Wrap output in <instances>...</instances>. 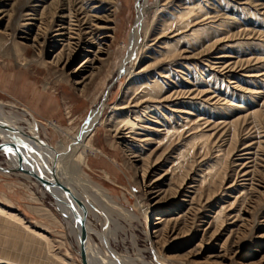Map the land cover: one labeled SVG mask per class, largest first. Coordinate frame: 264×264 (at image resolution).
I'll list each match as a JSON object with an SVG mask.
<instances>
[{"label":"rangeland","instance_id":"obj_1","mask_svg":"<svg viewBox=\"0 0 264 264\" xmlns=\"http://www.w3.org/2000/svg\"><path fill=\"white\" fill-rule=\"evenodd\" d=\"M82 1L83 4L80 0H0V102L8 110L27 109L40 125V137L53 147L70 142L90 112L101 109L102 123L90 138L100 154L88 152L78 162V171L71 172L66 170L65 158L63 172L73 184L77 176L100 186L107 195V199H99L85 184V191L75 184L89 193L85 196L77 189L83 220L101 230L103 218L107 217L111 245L119 255L140 257L152 264H264V83L260 82L264 78V48L249 45L252 41L258 46L264 44V20L259 23L260 18L264 19V0H227L230 3L225 9L220 1L215 0V4L209 0L210 7L218 12L217 22L229 19L232 24L227 36L218 30L214 38L198 44L181 40L189 30L177 25L156 38L162 27L161 14L171 16L168 8L174 0H148L140 31L141 39L149 30L146 44L132 61L127 60L128 44L137 6L143 0ZM240 9L258 15V19L245 21ZM71 14L77 18L85 16L88 21L80 33L64 30L61 40L56 29L67 26ZM91 15L101 17L96 20L97 28L91 26L92 35L86 33ZM173 22L171 18L168 25ZM238 23L240 28H236ZM244 27L246 32L254 30L252 38L240 36ZM259 32L263 36L259 37ZM104 34L109 36L100 38ZM166 39L175 52L173 58L149 67L150 60H144H153L155 52L166 50L162 44ZM239 42L247 44L237 50L234 46ZM85 56L92 59L90 70L89 63H82ZM222 62L227 67L221 68ZM169 66L181 85L176 80L173 84L166 81L168 86L162 84L166 79L163 75L151 78V69ZM255 66L259 71H255ZM121 67L127 69L126 73L121 72ZM194 67L200 78L197 85ZM91 70L88 79L85 76ZM206 70L217 78L230 74L221 82L230 88L224 104L228 110L213 112L212 116L205 114L206 107L217 106L213 102L219 98H213L217 94L215 82H207ZM129 78L140 100L155 96L163 87L154 99L164 106L183 100L196 105L202 102L200 121H208L201 126L204 130L224 122L213 130V141L219 135L220 140L209 144L208 153L202 149L204 155L195 157L194 168L182 184L176 166L179 161L190 164L185 156H190L191 149L183 151L185 144L164 138L163 132L159 138L145 134L137 137V143L144 140L137 156L130 146L131 137L120 138L105 126L104 119L120 102ZM216 84L219 89L220 81ZM168 89L185 94L164 103L159 95H167ZM192 89L197 91L192 93ZM188 90H192L191 94ZM207 97L213 99L209 101ZM174 109L181 117L198 115L188 105ZM153 116L150 118L154 120ZM143 126L153 128L147 123ZM24 130L30 134L26 125ZM216 145H221V152L225 153L219 178L216 184L207 181L203 189L193 193L201 175L198 169L205 170L207 163L214 161ZM247 147L250 149L245 150ZM14 160L11 154L0 151L2 167ZM85 204L90 208L100 205V209H95L99 214L94 216ZM73 238L54 196L33 176L27 177L23 171L0 170V264H83Z\"/></svg>","mask_w":264,"mask_h":264},{"label":"bare ground","instance_id":"obj_2","mask_svg":"<svg viewBox=\"0 0 264 264\" xmlns=\"http://www.w3.org/2000/svg\"><path fill=\"white\" fill-rule=\"evenodd\" d=\"M80 1H81L80 4H83V1L82 0ZM169 1L172 2L173 0H169ZM211 1H213L216 4L215 0H211ZM218 1H220V5L224 9L227 8L230 3L227 0H218ZM147 4H148V0H143V2L140 1L137 6V15L135 19V24L133 30L131 31L130 42L128 44L127 60L129 61H132L133 56L137 58L138 55L136 56V54H140V51L146 44V36L149 30L146 31V33L141 39H140V31L143 27L142 19H143V14L147 8ZM210 5L211 3L209 2V0H179L178 2L174 0V2L168 8V13L171 12V16H168L169 19H166L168 17H165L166 12H164V14L163 13L161 14L162 27L160 28V31L157 33L156 36L158 37L156 38L165 36L167 34V31L171 32L170 28L174 30L175 29L174 27L176 25L180 27L188 28L189 30L188 33H185L181 37V40H185V41L190 40L195 44L200 43L203 39L207 40L209 38V40H211L216 36L215 33L218 30L223 31V34L227 36L229 33V27L232 24V22H230L229 19H225L217 22L219 18L218 17L217 19L215 18L218 15V12L214 10L215 8H211ZM78 8H80V5ZM93 8L96 9V7ZM239 14L243 16V19H245V21H249L248 19L250 18H256L254 20L258 19V15L249 13V11L247 10L244 11L243 9H240ZM87 17L89 16L87 15ZM91 17H93V19L90 21L91 22L89 25L90 27L89 29H86L88 30L86 31V33L90 35L93 34L92 33L94 30L93 28H97V23H99L96 20L99 19L101 20V17H97L95 15H91ZM171 18H174V22L168 25V23L171 22ZM261 20L263 21L264 19L260 18V21ZM87 21L88 20L85 16L83 18H77L75 14H71L67 26L60 25L56 29L57 36L60 37L61 40L64 39L63 38L64 36L63 34H65L64 30L66 31L79 30L78 32L80 33L81 26L84 23L86 24ZM262 21L259 23L263 24ZM257 23L258 22L255 21V24ZM74 25L77 26L76 29L74 28ZM91 26H93V28ZM197 26L199 27L196 28ZM240 27L241 26L239 23L236 24V28H240ZM245 28L247 27H244L242 29L240 36L243 35L242 36L243 38L245 36H247L246 38H252L253 37L252 33L254 32V30L253 32L252 31L246 32L247 29ZM108 36L109 35L104 34L100 36V38H105ZM258 36L259 37L263 36L262 32H259ZM68 39L69 37H67L66 40L68 41ZM162 42H163L162 44L167 49L164 50L162 53L155 52L154 53L155 57H153V55L151 56L154 58L153 60H151V58H146L144 62L150 60L148 64L149 67H152V65L154 64L157 65V63H159L160 61L166 62L168 57L171 58L172 56H174L175 52L172 51V49H170L169 46H171V44L169 43L168 39ZM253 42L254 41L250 42L249 45L252 47H257V49L264 48V44L258 46ZM96 44L98 48H99V44L101 45L100 42ZM245 44L247 43H241V42L235 43L234 47L237 50L242 49L243 45ZM156 57L158 59H155ZM91 60L92 59H88L87 56H85L82 62L83 65L84 63H89V70L92 69ZM83 65H79V66H83ZM221 66H222L221 68L227 67L226 64H224V62H222ZM211 68L213 69V67ZM254 68L255 71H259L257 66H255ZM144 69L145 66L142 68V70ZM126 70H127L126 68L121 67V72L126 73ZM156 70H159V72H156ZM156 70L151 69L152 71L151 78H156V76L158 75L159 76L163 75L164 76L163 78L166 79L165 81L162 82V84H166L168 86V83H166V81H170L171 84H173L172 81L175 80L178 83L180 82L178 76L172 72L171 66H169V68L159 67ZM193 73L195 75L194 82L197 85L196 82H198L200 78L196 76L195 67L193 68ZM205 73L209 76L207 82H209L210 80L215 82L214 83L215 92L219 95V96L217 94L213 95V98L214 97L219 98L213 102V104H216L217 106L206 107L205 114L212 116L210 114L213 112L220 113L223 110H228V108L224 106V104H226V99L229 98L227 94L230 92V88L227 84L224 85L221 82H223L225 77L228 78L230 74L225 75V77L217 78L210 71L206 70ZM127 74L131 75L130 72H128ZM90 76H92V70L91 73L90 74L88 73V75H86L85 77L89 79ZM151 78H148L147 81L151 82L150 80ZM262 79L263 82L260 81L261 84L264 83V78ZM143 80H145L144 77ZM217 80L220 81L219 89L218 87H216ZM82 81H78L77 83L81 84ZM128 83L129 84H126L124 91L120 97V102L113 105L111 114L104 119L105 126H107V129L113 131L114 135H121L120 138L131 137L130 146L133 149H135V152L138 153L137 156H140L139 152L140 149H142L140 147H142L143 146L142 143H144V140L139 141L138 143L136 142L137 137L141 135L145 136V134L148 135L155 134L154 136L156 138H159L161 136V132H163L162 134L164 135V138H170V139L174 138V140L177 143H181L182 145L185 144L182 147L183 151L189 150L188 148L191 149V154H189L190 156L188 155L185 156L186 158L189 157L190 164L188 165L190 166L180 161L176 166L177 171L180 173V184H182L185 178L187 177V175L189 174V171H191L194 168L193 166H194L195 157L201 156L200 154L204 155L205 152L208 153L207 150H209V144L211 142L215 144L217 139L220 140L219 139L220 135H219L217 139L213 141L212 138L215 135L214 134L215 131L213 130L217 126L216 124H222L224 122L219 121L215 123V126L212 127V129H209V131L204 130L201 128V126L207 123L208 121L207 120L205 121L203 120L202 122L200 121L202 117L199 116L200 111H202V107L204 106L202 102L196 105V103H192L190 102V100L187 101L183 100L179 102L175 101L171 105L164 106L163 104H159L155 102L157 99H154L156 98L155 96L158 95L160 90L163 89V87L159 88L158 91L155 92L157 93L155 94V96H149L147 99L140 100L139 97L137 96L138 93L135 92L136 88H133L134 83L130 81V78ZM192 90H188L186 92L187 93L189 92L191 94ZM195 90H193L192 93ZM199 93L200 91L194 93L192 97H195ZM183 94L185 93L182 90H174L171 92L168 89L167 95L165 96L159 95V97L161 98V101L165 103V102H169V100L171 101L172 97H177L179 95L181 96ZM239 96L241 95H238V97ZM213 98L211 97L209 99V97H207L206 99L210 101ZM159 100L160 99H158V101ZM185 105L191 107V109L194 112H198V115L194 117L189 114L192 117H190L189 115L181 117L178 114L179 111H175L176 109L174 108L182 107ZM100 110H101L100 108H96L90 112L89 116L84 121L81 129L76 135L72 137L70 142L68 143L62 142L59 143L57 147H53L50 146L46 141H44V139L40 137V134L38 132V127H40V125L27 109L21 108V111L18 112L13 110H8L5 109V104L0 102V143L5 144L4 145L5 148H0V151L11 154L15 159L13 163H10L5 168L2 167L1 165L0 167L3 168L2 171H5L7 173L23 171L24 175H26L27 177L33 176L38 181V183L44 188L45 191H48L52 196H54L57 210L63 216V219L66 223L69 233L74 236L75 243L79 249V252L81 253L82 257H84L85 255V259L87 260L88 264H139V262L140 264H152L151 262L145 261L140 257L130 258L128 256L122 254L119 255L118 253H116V251L113 249L111 245L112 236H111V229L109 227V220L107 217L103 218V226L101 230L96 229L95 227L91 226L88 223V221L83 220L84 213L82 210L80 212V207L78 204V201L80 202L79 197L81 198V196L77 191V189L81 190V188L84 187L85 184L87 188L97 196V198L100 199V197H102L103 199H107V195L102 191L100 186L91 183L88 180L87 181L82 180L77 176L75 177L74 182L81 188L76 187L75 184H73V182H71L63 172V161L65 158L67 161L66 170L67 172H71L74 169L78 171V165H79L78 162H80V160L85 159V156L88 152H92L93 154L95 153L100 154V149L94 147L90 143V138L95 133L97 126L100 125V123H102L100 117L101 115ZM175 112L177 113L175 114ZM148 114H150V116L154 114L153 116L154 120L151 119ZM26 115L30 116V118L27 117ZM132 115L134 117H132ZM144 123H147L148 125H153V128L149 130L148 126H143ZM139 124H142V126H140ZM25 125L30 130V134H27V132L24 130ZM50 125L53 126V124L51 123ZM186 132H189V134L184 136V133ZM198 142H200V145H198ZM216 146L218 147V149L216 147L217 150L215 151V153L217 154H215L214 156V161L208 162L205 167V170L198 169L201 175H199L200 177L198 179V184L197 187H195V189L193 190V193H196L198 190L203 189L204 187L203 185L207 183V181L210 182L211 184H216L215 180L219 178V170L221 168L220 162L223 161L225 153L221 152L222 151V149L220 148L221 145H216ZM202 149L204 150V153ZM249 149L250 148L247 147L245 150H249ZM32 173H36L37 175L42 176L45 180L49 181V184H44L43 182L38 180V178L35 177ZM53 174L56 175L55 178L53 177ZM141 178H144V172H141ZM55 179L60 186H57ZM61 187L67 189L70 194L66 196L61 190ZM244 188L245 187L243 186L241 191H243ZM85 189L83 190L85 191ZM83 190L81 191L83 192ZM88 194H89L88 192L84 193L85 196H88ZM85 205H86L85 206L86 209L91 211V213L94 216L99 214L95 211V209L97 208L100 209V205L97 204V208L94 207L93 205H92L93 208H90L88 204ZM31 232H33V234L36 236L42 235L41 233L36 231H31ZM94 237L96 238V241ZM81 241L83 242V245L85 247V254H83L81 250ZM160 263L166 264L165 262H161V261Z\"/></svg>","mask_w":264,"mask_h":264},{"label":"water","instance_id":"obj_3","mask_svg":"<svg viewBox=\"0 0 264 264\" xmlns=\"http://www.w3.org/2000/svg\"><path fill=\"white\" fill-rule=\"evenodd\" d=\"M4 145H5V144L0 143V148H5ZM2 169H3V168L0 167V170H2ZM32 174H33L35 177H37L38 180H40V181L43 182L44 184H49V181L45 180L42 176L37 175L36 173H32ZM55 176H56V175L53 174V177H54V178H55ZM55 182H56L57 186H60V185L58 184V182L56 181V179H55ZM61 190L63 191V193H64L66 196H68V195L70 194L69 191H68L67 189L63 188V187H61ZM80 234H81V233H80ZM81 235H82V234H81ZM81 235H80V236H81ZM81 250H82L83 254H85V247H84L82 241H81ZM82 263H83V264H88L87 260L85 259V255H84V257H83Z\"/></svg>","mask_w":264,"mask_h":264},{"label":"snow or ice","instance_id":"obj_4","mask_svg":"<svg viewBox=\"0 0 264 264\" xmlns=\"http://www.w3.org/2000/svg\"><path fill=\"white\" fill-rule=\"evenodd\" d=\"M9 151H10V149H9Z\"/></svg>","mask_w":264,"mask_h":264}]
</instances>
